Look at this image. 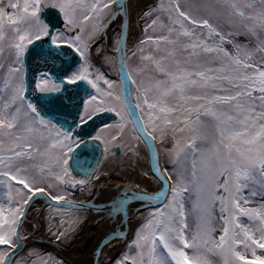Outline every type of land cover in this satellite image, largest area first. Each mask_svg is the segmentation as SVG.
<instances>
[{"label": "snow or ice", "instance_id": "obj_1", "mask_svg": "<svg viewBox=\"0 0 264 264\" xmlns=\"http://www.w3.org/2000/svg\"><path fill=\"white\" fill-rule=\"evenodd\" d=\"M257 2L264 6V0H246L243 5L230 0L236 15L256 24L245 25L246 31L228 35L251 34L259 39L256 25L264 30V11L255 15H246L244 11V8H254ZM113 3L118 0H107L102 7L108 8ZM42 4L63 13L70 31L77 27L75 8L82 6L80 0H76L75 5L72 0H47L46 3L45 0H24L23 15L9 17L13 24L21 21L30 24L28 29H15L20 33L18 42L10 47L15 51L16 66L8 68L9 76L0 88V186L8 203L11 205L14 200L16 203V207L7 209V214L0 204V264H11L10 251L4 248L15 250L20 246L18 225L26 214V206L35 197L44 196L55 202L65 200L64 195L52 191L53 183L41 186L44 181L73 187L89 183L74 179L69 168L75 151L73 145L79 148L87 142L74 139L70 130L58 128L51 119L45 118L26 94L27 82L21 70L23 57L34 42L48 37L57 49L61 44H67L81 57L87 52V45L81 42L79 34L71 38L52 35L48 24L40 21ZM96 9L97 4H93L92 11ZM166 11L169 13L168 24L161 21L160 27L166 28L167 34L149 36L140 42L141 45L155 44L156 51L164 55L157 58L152 53L145 55L143 47L137 49L142 61L151 62L153 74L148 77L147 87L137 88L140 95L135 107L142 112L147 109L151 131L147 126H143L142 131L152 140L156 138L152 133L158 128L157 121L173 126L170 116L174 113H181L182 119L177 116L173 131L184 132L188 128L193 135L183 144L176 140L171 150L173 165L178 169L171 186V199L150 213L146 223L136 232L130 245L136 255L125 254L115 264H211L209 255L219 257L222 264H264V254L258 255V251L264 253V203L249 206L257 197L264 201V57L259 62L254 59L255 51L264 53V41L255 50L233 44L209 19L185 11L179 0H173ZM90 15L91 12L82 19L87 20ZM157 19H153L145 31L148 27L154 29ZM31 23L36 26L35 32L30 30ZM198 29H206V34ZM213 36L218 40L209 43ZM226 43L232 44V51L224 47ZM161 44L165 47L161 48ZM177 49L186 55L178 56ZM132 54L136 55V52ZM138 71L143 72L145 68ZM90 75L87 67L81 66L67 76L66 83L87 82L102 97L120 101L121 97L114 93V82L104 79L102 74L96 75L95 79H90ZM127 75L129 79L132 76L131 73ZM100 80L108 85L107 91L99 87ZM132 83L136 84V81L132 80ZM63 84V79L57 83L48 77L42 78L36 88L40 93L48 94L47 103L55 104L58 96L51 94L61 93ZM104 103L103 99L97 103L96 96L85 101L80 124L91 120L99 111L116 112L122 120L125 118L122 109L118 110L115 105L105 108ZM122 107L127 108V105ZM203 119L214 121L218 133V138L210 145H206V138L198 132ZM119 127L123 129L124 125ZM42 129L47 131V136ZM53 131L55 138L49 139ZM160 131L163 134L164 129ZM45 140L49 142L41 150ZM54 149H59V154ZM167 179L171 180L172 174ZM217 205L223 226L220 235L215 237L213 233L217 229L212 223ZM190 214L194 217L191 232ZM242 218H247L250 223H242ZM252 223L257 227L253 228ZM64 235V232H58L56 239L60 240ZM249 252L251 258L247 255ZM53 264L61 262L54 261Z\"/></svg>", "mask_w": 264, "mask_h": 264}, {"label": "rangeland", "instance_id": "obj_2", "mask_svg": "<svg viewBox=\"0 0 264 264\" xmlns=\"http://www.w3.org/2000/svg\"><path fill=\"white\" fill-rule=\"evenodd\" d=\"M46 2L47 0H45V3ZM105 2H107V0H99L98 3L97 0H80L82 6L76 7L74 13L77 27L74 30L70 31L68 26L66 25L68 31L74 34L73 36L79 34L81 42L87 45V52L84 56L85 62L84 64H82V66L87 67V69L89 70L90 66L94 65L93 67L95 68V75L102 74L104 79L114 82V93L121 97L120 101H115L108 97H102V95L100 93H97L95 90L97 103H99V101L103 99L105 101L104 105H102L103 107L107 108L115 105L118 110L122 109V114L125 117L122 120L121 116L117 115L116 120L98 130L96 136L100 137L99 140L103 143V145L106 146L107 151H105L104 156L102 155L103 158L99 162V166L95 173V176H98L99 174L104 175V179L99 182V184H101V186L99 187L100 189L105 187L103 186L104 184L106 185L107 183L119 181V183H123L125 184V186L135 188L139 191L156 192L160 189V182L152 175L150 171L147 148L133 129L125 113V110L122 107V93L118 80H116L117 69L115 55L113 53V50L116 49L118 44V28L115 27L113 30H111L110 36L108 37L107 41L101 38L104 26L112 16V11L115 4L113 3L108 8H103L102 6ZM172 2L173 0H154L151 5L143 10L139 15L137 22L139 35L135 40L133 47L128 52L126 59L128 71L132 74L133 80L136 81V84H134V99L136 103L139 102L137 100V96L140 95V93L137 91V88L147 87L150 83L148 77L153 74V66L151 62L142 61L140 59L141 53L137 51V49L143 47L145 55L152 53L157 58H159V56L161 55H164L163 52L156 51L155 44L145 43L141 45L140 42L142 40H146V38L149 36L156 37L162 34H167V29L161 28L160 22L163 21L165 24H168L169 13L166 11V9L170 7ZM179 2L181 4V7L185 11H189L198 17L209 19L210 23H212L214 27H216L221 33H223L227 39L232 40L233 44H239L246 47L248 50H255L257 48V45L261 41H264V30L260 29L258 25H256V32L259 36V39L252 36L251 34L231 36L228 35L229 33L246 31L244 27L245 25L252 26L256 24L255 21L242 19L241 17L236 15L235 10L230 7V0H179ZM235 2L243 5L246 0H235ZM72 3L75 5L76 0H72ZM12 4H16L17 7H11ZM23 4L24 0H0V32H2L3 34V38L0 39V50H2L0 51V65L3 66L0 67V88H3L4 79L9 76L8 68L10 66H16L15 51L12 47H10L12 43L18 42V36L20 33L16 32L15 29L19 28L23 30L29 28L30 22L21 21L13 24L9 19L10 16L13 18H17L23 15ZM93 4H97L96 11H92ZM209 6H211V11H209ZM45 7L47 6H44V4H42L41 11ZM30 11L31 8H29V12ZM244 11L246 15H255L257 12L264 11V6L260 5L257 2L254 8H244ZM90 12L91 15L89 16V19L83 20V16L88 15ZM70 14H72L71 10ZM157 17H159V19H157ZM153 19H157V24L154 26V29L148 27L147 31H145L146 27L151 24ZM40 21L43 23L41 18ZM81 28L83 29V31H80ZM30 30L32 32L36 31V26L34 23H31ZM198 31L204 32L206 34L207 30L198 29ZM216 40H218V38L213 36L209 39V43H213ZM160 47L163 48L165 47V45L161 44ZM224 47L229 51L233 50L232 44L226 43ZM134 51L136 52V55L132 54ZM177 55L183 56L186 55V53H183L181 49H177ZM261 57H264V53L255 51L254 59L259 62L261 60ZM141 68H145V71H138ZM21 71L24 75V67ZM98 84L102 91L108 90V85H106L103 80L98 81ZM90 110L91 109H89V111ZM146 112V108L143 112L140 110L141 115L145 118L146 125L149 131H151V125H148L147 123ZM194 115L195 114H193V117ZM177 116H181L182 119L181 113H174L170 116V118L174 122L173 126H165L162 121H157L158 128L155 132L152 133L153 136L156 137L155 142L159 150L161 168L166 176L172 174V179L170 180V188L167 197L160 205L150 208H144L135 213V216H138L141 220L136 229V232H138L146 223L150 213L154 212L157 208L163 207V205L171 199V186L176 180L175 173L176 171H178V169L173 165L174 154L171 150L173 149V145L175 144L176 140H179L181 144H183L185 140L190 139L193 135V133L188 128H186L184 132L173 131V127L176 125ZM121 124L124 125L123 129L119 127V125ZM180 126L183 127L182 124ZM160 129H164L163 134L161 133ZM42 131H44L46 136L48 135L46 130L42 129ZM198 132L199 135L206 138V145H210L214 139L218 138V133L215 128V122L211 119H203V123L198 127ZM113 137H116V139L113 140ZM51 138H55V131L52 132V136L49 139ZM48 142L49 140H45L43 142V144L41 145V150H43ZM115 147H119L121 150V154L119 156H114ZM53 151L59 154V149H54ZM115 178H118L117 181ZM48 183H53L55 185L52 190L55 194H63L66 187H69L70 185L55 184V182L52 180H46L42 183L41 186L46 187ZM3 192L4 189L2 186H0V204L4 206L5 213L7 214V209L9 207H16V203L14 200L10 205L6 197L3 196ZM260 203H264V201H261L259 197H257L256 200L249 206L257 207ZM186 207H189L187 203ZM54 215L64 216L63 212L54 208H42L40 206L32 207V209H30L28 213V220L23 224L21 231L27 232L29 234V227L32 226L34 229V235L36 234L37 236H39V227L54 226V221L52 220V217ZM214 215L215 219L213 220L212 226L217 230L213 233V235L215 237H218L223 226L222 222L219 220V205H217ZM78 220L79 221H76L74 225H69L73 228L74 232L72 234L73 236L71 240L68 242L69 246L67 247L69 248L75 241H80L83 244V248L81 249V251H79V253H84L87 252V250L91 246L94 235L96 234V230L87 229V226L91 221L90 214L83 213ZM188 223L191 232V230L194 228V217L191 214L188 217ZM242 223L249 224L250 222L247 220V218H242ZM251 226L253 228L257 227L255 223H252ZM81 236H83V242L82 239L80 240ZM117 239L118 238L114 240ZM134 239L135 236L131 241L124 242L119 253L115 256L114 259H118L120 255L123 256L125 254L129 256L136 255V251H129V245L132 244ZM4 250L9 251L6 247L4 248ZM39 253H42V249L32 248L23 251L15 259V264H27L29 262L28 259L32 258L31 256H38ZM259 254L264 253L258 251V255ZM247 255L249 256V258H251L250 252ZM209 260L211 261V264H222L220 258L215 255H209ZM110 263L115 264V262H109L108 264ZM32 264H39V261L34 259L32 260Z\"/></svg>", "mask_w": 264, "mask_h": 264}, {"label": "water", "instance_id": "obj_3", "mask_svg": "<svg viewBox=\"0 0 264 264\" xmlns=\"http://www.w3.org/2000/svg\"><path fill=\"white\" fill-rule=\"evenodd\" d=\"M128 6V0H118V3L114 4L112 16L106 22L101 34V38L107 41V30L111 22L115 19V14L120 13L121 24L118 27L120 32L118 44L117 48L113 50V53L116 57L117 79L120 83V86H123L121 91L124 103L127 105L126 111L135 130L147 148L150 158V171L152 175L160 182V189L156 192H147L139 191L135 188L127 186V188L119 192L114 199L104 204H94L93 201L79 203L69 200L55 202L44 196L35 197L30 202V204L26 206V214L21 218L20 224L18 225V235L21 238L20 246L15 250H9L11 264H13L17 256L24 251L25 247L29 243L30 238L40 244L50 245L58 252H60L62 249L58 245L39 238V236H34L31 233H29L26 237H22L20 235L21 227L28 220L27 214L29 210L38 203V200L42 201L44 204L57 207L87 209L95 213L101 212L103 214L110 212L113 214L120 213L126 227L125 229L127 230L128 219L132 217L126 216L125 214V208L127 205L132 202H141L144 203V205L139 210H142L144 208L160 205L167 197L170 188V180L167 179L166 174L161 168L159 152L155 141L152 140L146 132L142 131L144 123L132 99V79H129L127 75L129 71L126 59L128 52L131 50V48H128L127 46V34L129 29ZM143 10L145 9L135 13L133 16V22L137 28L138 18ZM40 17L45 24H48L52 35L55 31L63 30L64 20L62 14L59 13L57 9L45 7L41 11ZM117 49H119V51ZM81 62L82 57L75 51L73 47H69L67 44H61V47L57 49L55 45L49 42L48 37H44L40 41L34 42L33 45H30L27 54L23 57L24 76L27 82L26 94L28 99L36 103L38 110L41 111V114L45 116V118L51 119L58 128L70 130L73 133L74 139L84 140L87 142L86 144H82L79 148L74 147L75 151L73 158L69 161L71 173L75 177L86 180L92 174L97 162L102 158L104 151L102 143L99 140L91 139L90 136L99 126L114 120L116 117L111 111H101L93 115L92 119L88 120L85 124L79 123L84 102L86 97L93 92V88L91 85L87 84V82H78L76 85H69L66 83V78L70 71L80 65ZM39 75H45L47 78L51 77L52 80L57 83H59L62 79L64 80V90L59 94H51L52 96H58L55 104L47 103L46 98L48 94H42L36 88ZM118 153L119 152L117 150V154ZM118 202L121 203V206H118ZM134 228L135 224L132 226V230H134ZM116 238L119 237H113L112 239L114 240ZM109 239L112 240L111 238ZM109 239L103 240L99 247L103 246L109 241ZM132 251L133 249H131V252ZM63 258L67 261L64 256Z\"/></svg>", "mask_w": 264, "mask_h": 264}, {"label": "bare ground", "instance_id": "obj_4", "mask_svg": "<svg viewBox=\"0 0 264 264\" xmlns=\"http://www.w3.org/2000/svg\"><path fill=\"white\" fill-rule=\"evenodd\" d=\"M128 2H129V6H128L129 29H128V34H127V46H128V48L129 47L132 48L134 43H135V40L137 39V37L139 35V29L136 27V25L133 22V16L135 13L141 11L142 9H146V7L150 6L151 3L153 2V0H128ZM114 17H115V19L111 22V24L107 30V39L110 36L111 30H113L115 27L118 28L121 24V14L116 13ZM63 25H64V23H63ZM64 27L65 26H63V28ZM119 33L120 32L118 30V37H119ZM82 59H83V57H82ZM126 62H127V60H126ZM116 69H117V65H116ZM116 74H117V70H116ZM116 77H117V75H116ZM155 144H156V142H155ZM156 146H157V144H156ZM157 149H158V147H157ZM158 152H159V150H158ZM147 155H148L149 166H150V158H149L148 151H147ZM159 159H160V156H159ZM95 169H96V167L94 168V170ZM89 178H87L86 180H89ZM115 179L117 181L118 178H115ZM103 186H105V187L102 189L99 188L96 191V196L94 198V204L95 203L104 204V203L114 199L115 196H117L119 192H121L122 190H125L127 188V186H125V184L119 183V181L107 183L106 185L104 184ZM40 202H42V201L38 200V203H40ZM117 204H118V206H121L120 202H118ZM143 205H144V203H141V202L130 203L125 208L126 216L133 215ZM106 214H103L101 212H96V213L92 212V211L90 212L91 221L88 224L87 229H90V230L95 229L96 234L94 235V239L91 243V246L87 250V252L79 253V251H81V249L83 248V244L80 241H78V242L75 241L68 249L62 248L61 251L58 252L57 250H55L50 245L40 244L38 242L33 241L31 238L29 239V243L25 247L24 251H26L28 249H32V248H39L42 250H47V251H51L53 253H57L59 255L62 254L67 259L68 264H108L109 262H111L115 258V256L119 253L121 247L123 246L121 244V241H116V240H113L112 238L113 237L122 238V235H123L126 227H125V224L123 222V219H122V216L120 213L119 214L118 213L113 214L110 212V213H106ZM29 233L34 235V229L32 226L29 227ZM82 238H83V236H81L80 240ZM109 238H111L112 240H110ZM105 239H109V241L106 242L103 246L99 247L100 243ZM82 242H83V239H82ZM14 262H15V260H14Z\"/></svg>", "mask_w": 264, "mask_h": 264}, {"label": "flooded vegetation", "instance_id": "obj_5", "mask_svg": "<svg viewBox=\"0 0 264 264\" xmlns=\"http://www.w3.org/2000/svg\"><path fill=\"white\" fill-rule=\"evenodd\" d=\"M43 23H44V21H43ZM63 26H65V27L63 28L62 31H55L53 35L55 36V35L62 34V36L67 37V38L68 37H70V38L73 37L74 34L73 33H70L68 31V29L66 28L65 22H64V25ZM42 38H44V37H42ZM115 61H116V59H115ZM84 62H85V57L83 56L82 63L79 66H77L76 68H74L72 71H70V73L68 74V76L71 75L72 72H74L78 68H80L82 66V64H84ZM93 66L94 65H91L90 68H89V70H88L89 73H91V75L89 77L90 79H95V76H96L95 75V68ZM42 78H47V77L45 75H39L37 82L39 83ZM131 78L133 80V77L132 76H131ZM116 80H118L117 77H116ZM118 83H119V81H118ZM119 86H120V83H119ZM120 89H121V86H120ZM121 93H122V91H121ZM91 96H95V89H93V92L86 97V100L85 101L89 100ZM132 99H133V102L136 105L137 103H136V101L134 99V84H133V88H132ZM122 101H123V105H125L124 99H123V95H122ZM124 110H125V113H126L128 119H129V121H130L133 129L135 130V128H134V126L132 124V121L129 118V115H128L127 111H126V108H124ZM138 111H139V114H140L141 118H143L142 121H143L144 125L147 126L146 125L145 118L141 115L139 109H138ZM99 112H101V111H99ZM83 113H84V106H83V110L81 112L80 117L83 115ZM112 114H114L115 117L117 118L116 112H112ZM116 118L114 120H116ZM114 120L109 121V122L104 123L103 125L99 126L94 131V133L90 136V138L93 139V137L96 136V134H97V132H98L99 129H101L105 125L110 124ZM79 123H80V118H79ZM135 132L137 133L136 130H135ZM137 135L139 136L138 133H137ZM139 138L141 139L140 136H139ZM82 141H84V140H82ZM73 147H75V145H73ZM102 147L104 149V151H103V156H104L105 155L106 146L103 145V143H102ZM117 150L119 152L118 154H117ZM120 154H121L120 148L119 147H115V149H114V156H119ZM103 156H102V158H103ZM102 158L98 161V163L96 165V169L91 174V176H90V178L88 180L89 183L87 185H84V186L76 185L75 187H73L70 184L69 187H66L64 193L62 194V195L65 196V200H69V201H73V202H79V203H82V202H90V201H93L94 200V198L96 196V191L101 186V184H99V182H101V180L104 179V175H102V174H99L98 176H95V173H96V171L98 169V166H99V162L102 160ZM72 177L74 179H76V180H81V178L75 177L73 174H72ZM35 206H40L42 208H54V209H57V210L63 212L64 216H62V215H59V216L54 215L52 217V220L54 221V226H52V227H48V226L39 227V229H40V231H39V238H42V239L47 240V241H49L51 243H54L55 245H58L61 248H68L67 247V246H69L68 245V242L71 240V238L73 236L72 234H73L74 230L69 225H74V223L76 221H79L78 219H80L81 214H83V213L90 214V212H91L90 210H87V209H77V208H73V207H57V206H53V205H49V204H44L43 202L37 203L33 207H35ZM131 216L132 217L130 219H128V229L127 230L126 229L124 230V233L122 235L123 236L122 238H119V239L116 240V241H121V244L122 245L124 244V242L131 241L134 238L135 233H136V229H137V227H138V225H139V223L141 221L138 216H135V213L133 215H131ZM27 217H28V215H27ZM134 224H135V228H134V230H132V226ZM58 232H64L65 233V235L63 237H61L60 240H57L56 239V233H58ZM20 235L22 237H26L28 235V233L27 232H22L21 229H20ZM130 245H132V244H130ZM130 245H129V251L131 252V249L132 248H130ZM31 257L33 259L32 258H29L28 259L29 262L27 264H32V260H34V259L38 260L39 261V264H44L45 261L47 262V264H53L54 261H59V262H61V264H68L67 261L63 258L62 255H59L57 253H53V252L47 251V250H42V253H39L38 256H31ZM121 257L122 256L120 255L119 258H121ZM116 259H113L114 261L112 260L111 262H115ZM13 264H15V262ZM110 264H112V263H110Z\"/></svg>", "mask_w": 264, "mask_h": 264}]
</instances>
